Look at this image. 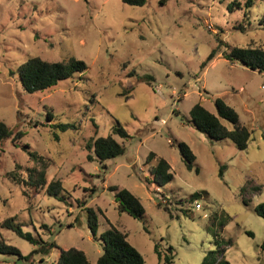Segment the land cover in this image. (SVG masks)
Wrapping results in <instances>:
<instances>
[{"label": "rangeland", "instance_id": "374dc122", "mask_svg": "<svg viewBox=\"0 0 264 264\" xmlns=\"http://www.w3.org/2000/svg\"><path fill=\"white\" fill-rule=\"evenodd\" d=\"M246 1L146 0L134 6L122 0H0V120L14 134L23 132L0 146V225L12 217L22 230L55 242L44 261L34 254L33 264H51L60 248L70 247L93 264L109 224L126 234L145 264H167L158 259L155 244L162 254L172 247L170 264H199L217 248L215 239L229 264H264V218L253 211L264 201V72L222 54L233 46L264 49V0L249 6ZM212 49L215 55L201 68ZM32 56H73L86 69L27 92L17 66ZM217 97L250 130L245 149L228 138L209 139L191 125L192 105L215 113ZM117 122L129 134L113 135L124 151L99 162L85 144L110 134ZM56 123L70 126L59 131ZM180 141L195 156L191 168L183 162ZM23 144L48 161L44 186L29 175L35 164ZM149 152L171 167L173 179L164 186L152 182ZM55 180L62 185L56 196L46 192ZM108 186L137 196L143 215L119 211ZM86 207L100 209L94 235ZM0 236L21 255L35 247L2 226ZM0 264L27 262L0 252Z\"/></svg>", "mask_w": 264, "mask_h": 264}, {"label": "trees", "instance_id": "16d2710c", "mask_svg": "<svg viewBox=\"0 0 264 264\" xmlns=\"http://www.w3.org/2000/svg\"><path fill=\"white\" fill-rule=\"evenodd\" d=\"M122 2L142 6L146 0H122ZM162 3V1H161ZM238 6L239 2H235ZM251 4V0L245 2L246 6ZM232 5V4H231ZM231 5L228 6L231 9ZM259 24L264 28V7L259 17ZM242 28V26H239ZM216 50L212 49L207 58L201 63V68L206 65L215 55ZM223 57L230 62H237L251 70L264 72V49L260 47L249 46H233L229 51L222 53ZM86 69V64L83 60L70 56L66 59L48 61L39 56H32L27 58L24 62L17 66V74L22 88L27 92L48 89L54 86L59 80L71 78L74 75L81 74ZM144 81L150 83L151 76L145 75L142 77ZM215 113L210 112L200 103H195L190 108L191 125L198 131L205 134L209 139H230L237 149L243 150L247 147L250 139V130L238 120L236 111L229 106L222 98L214 99ZM47 118H53V114L48 111ZM222 119L232 124V128H227ZM59 131H65L70 125L67 123H56L54 125ZM23 135L22 131H17L15 134L3 121L0 120V146L4 140L10 138L15 142ZM113 135H118L120 138H127L129 134L117 122L113 125L111 133L106 136L89 139L85 148L87 151H92L99 162L114 158L123 153L124 147L120 144ZM183 162L187 168H191V164L195 158L192 150L185 142H178ZM22 148L27 152L31 161L34 162L35 167L29 170V175L34 174L37 179V185H45V171L48 166V161L39 155L36 151L31 150L28 144H23ZM87 159L92 160V155L88 152ZM154 160L151 165L150 173L152 175V182L157 186H164L173 179L171 167L169 163L162 157L157 156L154 152H149L146 156L147 162ZM27 170V171H28ZM10 174H14L13 172ZM15 180H19L13 178ZM62 189L61 182L58 180L51 181L46 186V192L50 195L56 196L57 192ZM259 189V187H256ZM108 190L113 191V199L119 211L126 212L133 218H140L144 213V207L140 199L131 193L126 188H117L116 186H108ZM195 195H192L189 200H194ZM243 202L248 203V199L243 197ZM160 206V203H157ZM167 210V208L165 207ZM87 226L92 233L95 234L98 226V212L100 209H93L86 207ZM253 211L258 216L264 218V201L253 206ZM4 228L12 230L18 237L35 245L33 250L21 255L19 250L12 245L4 242L0 236V252L13 253L19 258L26 260L27 264H33L34 254H40V261H44L43 256L50 248L55 246L54 241H43L39 235H32L28 231L22 230L20 225L13 222L12 217L6 218L1 222ZM251 234V233H249ZM101 239V253L93 264H145L142 254L128 242L127 236L124 232L118 230L113 225L100 234ZM215 250H208L202 257L199 264H229L224 256V247L218 239H215ZM260 248L264 250V239L260 244ZM154 251L163 262L170 264L173 262L172 247L167 246V254H162L158 249V245H154ZM51 264H91L85 253L73 247L66 249H59L58 256L55 262Z\"/></svg>", "mask_w": 264, "mask_h": 264}, {"label": "built area", "instance_id": "2783aa9c", "mask_svg": "<svg viewBox=\"0 0 264 264\" xmlns=\"http://www.w3.org/2000/svg\"><path fill=\"white\" fill-rule=\"evenodd\" d=\"M194 206H195V208H198L199 204L196 202V203H194Z\"/></svg>", "mask_w": 264, "mask_h": 264}]
</instances>
